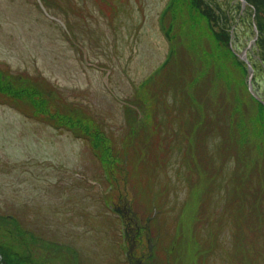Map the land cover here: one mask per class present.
<instances>
[{
	"label": "rangeland",
	"instance_id": "rangeland-1",
	"mask_svg": "<svg viewBox=\"0 0 264 264\" xmlns=\"http://www.w3.org/2000/svg\"><path fill=\"white\" fill-rule=\"evenodd\" d=\"M203 1L231 15V46L240 58L248 49L254 66L248 76L230 70L238 79L233 88L217 72L228 61L207 41L206 7L193 0L176 5L174 28L183 26L171 29L181 46L173 70L146 87L169 52L161 16L170 0H0V84L7 85L0 91V216H15L28 231L24 253L35 264H127L121 213L109 208L124 204L151 228L145 264H231L229 251L240 252L236 264H264L262 240L249 238L248 200L245 214L223 211L230 195L243 204L248 189H264V127L251 96L264 100V56L253 44L249 6ZM209 74L221 77L218 86ZM195 89L215 124L186 117L191 130L182 129L180 139L191 143L196 160L183 178L179 157L170 166L164 157L173 127L183 122L182 92L194 100ZM73 131L105 147L112 171L123 167L115 189H107L92 143ZM127 140L135 148L127 150ZM239 164L243 176L234 174ZM219 178L230 182L220 188ZM253 214L264 218V211ZM208 219L223 228L214 253L203 239ZM237 229L241 242L234 245Z\"/></svg>",
	"mask_w": 264,
	"mask_h": 264
},
{
	"label": "trees",
	"instance_id": "trees-1",
	"mask_svg": "<svg viewBox=\"0 0 264 264\" xmlns=\"http://www.w3.org/2000/svg\"><path fill=\"white\" fill-rule=\"evenodd\" d=\"M245 1L247 3V6H249V7H246L247 13L250 15L251 14L253 15L255 11L254 20L256 21V26H257L258 34H259L258 39L256 40V45H257L256 47L259 48L260 51L262 50L264 52V0H245ZM193 2H194L195 8L197 9H202L206 7V9H203V12L205 15H207V19H208L207 27L209 29V33L212 32L211 37H209L207 41L211 43V46L214 45L218 49L219 52L224 54V55H220L217 53L218 56H223L224 60L228 61V63L224 62L222 65H220L219 66L220 69L217 72L226 74L224 81L229 83L230 86L227 85L228 87L233 88L232 87L233 84L237 83L238 79L230 76L229 74L230 70L234 71L235 69L234 66L237 67L238 71H234V72L235 73L238 72V74H241V76H248L249 70H248L247 64L243 60L240 59V57L235 53V51L231 47V34H230L231 31H230L229 22H231L232 17L231 15H229L228 17L227 14L218 15L215 10H213L212 8L210 9L209 6L205 5L203 0H193ZM178 3H179V0H170V3L168 4L164 12L162 13L161 28H162L165 38L168 41L169 52H168L166 61L163 64V66L159 68L157 72H155L152 76L146 79L147 82L145 81L146 83H144L145 84L144 87L150 84V82L152 83L160 75L163 77L165 74L171 72L173 69H171L169 65L173 62L174 59L176 60L178 58L177 56L179 55L178 48L181 49V46L178 44V47H177L176 43L173 42V39L171 37L172 28L174 32L175 29L179 30L183 26V22L181 20L179 25L174 28L173 22L176 20V18H178V15L174 13L176 10V5L178 6ZM208 12H210V14ZM169 20H172V24L169 22ZM225 22L227 23V25ZM221 23H224L222 27H221ZM188 24H191V26L193 27V24L191 23L189 16H187L186 27ZM215 27L219 29V32L214 31ZM262 51L261 53L264 56V53ZM204 53L205 52L203 53L201 52V55H203ZM209 53L212 56V53L211 52ZM226 64H229V67ZM225 67L227 68L226 70L227 72L223 71ZM210 77L211 79H209V81H212L211 82L212 87L214 88L218 86L216 85V83L219 84V79L221 77L217 75H214V76L210 75ZM171 80L173 82V79ZM169 83H171V81ZM6 86L7 85L3 86L0 84V91H4L5 89H7ZM196 89L194 91V95L196 99L194 100L191 99L190 94H188L187 90H185L184 93L182 92L181 98L184 99V97H187L186 100L181 99L182 104H180L178 107L179 108L178 116L182 118L183 122L182 124H177L176 128L173 127L171 132L172 134H174V138H172L168 142L169 150H167V154L164 157L166 160V163L169 166L171 165L174 156L179 157L178 161H180L181 164L179 166L180 169H178L177 172L181 173L183 175V178L187 172L188 173L190 172L191 163L194 162V160H196V158L193 157L195 155V151H193L191 143H188L187 141L180 139L182 138V135H181L182 129L186 130L187 128H189L187 131L191 130L190 126L188 127L189 123L186 117L192 116L196 118H202L203 122L207 121L209 123L215 124L214 122H211L208 120L210 119L209 118L210 116H209V109L206 107V104H205L206 98L204 100L203 97L199 95L198 92L196 93ZM18 92L19 91H15V94H17ZM251 96L254 102L259 104L258 106L260 107L259 109L261 110V115H260L261 121L260 122L262 124V127H264V120H263L264 119V105L259 100H257L253 95ZM207 102H209V100H207ZM225 108L226 106L224 105L222 113L227 112V108L226 109ZM218 114H219V110L215 109L214 115L217 116ZM231 114L234 115L233 112ZM174 123L175 122H173L172 124L174 125ZM73 126L77 127L78 125L75 123L73 124ZM201 126H202V122H201ZM208 126H210V124H208ZM263 133H264V129H263ZM74 134L78 138L79 137L85 138V136L82 134H78L76 132H74ZM84 140L87 141L86 138ZM87 142H89V144L92 143L91 145L92 152L95 154L96 157L100 159L102 165L106 169L105 170L106 172L105 181L107 183H114L116 180L115 177L118 174L121 176L124 175L123 167L116 168V169L114 167L113 171L110 169L109 161L106 160L108 159V156L105 153H103L105 147L103 148L101 145H99L100 147H97L95 143H93V141H91L90 139ZM127 142L129 141L127 140ZM132 148H135V147L129 142V144L127 145V150H132ZM192 157L194 159H192ZM151 159L153 160L152 157ZM238 166L239 167H237V170L234 172V174L237 176H243L242 167H241L242 164H239ZM182 170L184 171L182 172ZM226 181L230 182V180H226ZM216 182L217 184H219L220 188L222 185L227 186L229 184V182L228 184H223L220 178ZM254 188L256 189H248L247 199L244 198L243 204L240 202H235V200L232 199L231 195L229 197V193H228L229 202L226 205L224 204L225 207L223 208V211H225L224 216L226 214L227 216H229V210L231 207H233L235 212H237V214H245L246 208L248 207V204H247V200H248L249 206L252 208V210H250L249 212L251 219H252L251 224H249V227H248L249 238L250 239L260 238L264 245V228L262 227L258 228V225H261V223L259 222L257 223L258 220L264 221V218L261 217L262 218L261 219L258 215L253 214L256 211H264V189L262 190L259 187H254ZM168 189L169 187L167 186V190ZM213 219L211 220L208 219L209 221L206 222L207 224L205 225L202 231V232H207L203 235V239L205 241L206 252H209V253H214L215 250H217V246L221 244V240H219V237L223 231V228L220 225H216V222ZM215 227H217L216 230H213ZM24 231L28 232L27 230L23 228L22 223L15 216H12V215L11 216L10 215L0 216V264H35L34 260L31 258L32 256H27L26 255L27 253H24L30 249L29 245L27 244L28 249L26 248L24 250V248L26 247V241L28 242V237L25 236ZM218 231H219V237H218ZM231 232L233 233V237H234V245L236 243L241 242L242 232H240V230L238 229L232 230ZM242 237L245 238L243 235ZM159 254L160 255L163 254L165 256L164 250H163V253L159 252ZM239 254L240 252H238L236 255L232 254L231 251L228 252L229 261L231 264H236L234 258L235 256H238ZM208 255L210 256V254L206 253L205 257L209 259Z\"/></svg>",
	"mask_w": 264,
	"mask_h": 264
},
{
	"label": "flooded vegetation",
	"instance_id": "flooded-vegetation-1",
	"mask_svg": "<svg viewBox=\"0 0 264 264\" xmlns=\"http://www.w3.org/2000/svg\"><path fill=\"white\" fill-rule=\"evenodd\" d=\"M99 199L101 200V198ZM118 201L120 203L125 202V198L118 197ZM110 207L114 211L121 213L120 220H121V226H123V230H124V238L126 239L125 240L126 245H127L126 255L129 261L128 263L129 264H145L144 257L150 254V248H151L150 246H152L151 244L147 245L148 244L147 240L149 239L146 236V235H149V233H151V228L147 226L146 224H143V222L139 221L136 218L135 213L131 211L128 204L121 205L120 208L113 207L112 205H110ZM125 215L127 216V218ZM128 218H131L132 220ZM143 230L146 231L144 235L142 234ZM153 233H154V230H153ZM140 250H142L141 252H144V253L140 254L139 253Z\"/></svg>",
	"mask_w": 264,
	"mask_h": 264
},
{
	"label": "bare ground",
	"instance_id": "bare-ground-1",
	"mask_svg": "<svg viewBox=\"0 0 264 264\" xmlns=\"http://www.w3.org/2000/svg\"><path fill=\"white\" fill-rule=\"evenodd\" d=\"M253 44H255L256 45V41H255V43H253ZM257 46V45H256ZM244 57H245V55H243Z\"/></svg>",
	"mask_w": 264,
	"mask_h": 264
}]
</instances>
